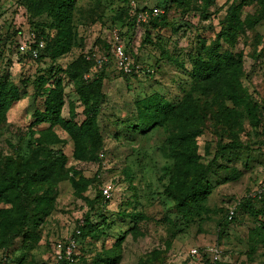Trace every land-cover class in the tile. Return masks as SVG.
Wrapping results in <instances>:
<instances>
[{
    "label": "rangeland",
    "instance_id": "1",
    "mask_svg": "<svg viewBox=\"0 0 264 264\" xmlns=\"http://www.w3.org/2000/svg\"><path fill=\"white\" fill-rule=\"evenodd\" d=\"M136 1L147 8L148 22H131L136 10L125 0H75L71 47L56 52L58 23L50 14H40L31 0H0V77L21 97L0 124V191L10 185L4 175L18 179L17 172L34 171L63 152L50 178L32 185L20 180L24 199L10 194L6 201L0 192V262L50 264L89 219L96 228L81 241L84 264H264V152L258 148L264 141V21L242 27L233 46L221 36L232 6L246 22L259 16L263 0ZM38 40L47 47L41 62L19 52ZM117 40L133 64L128 77L113 55ZM211 49L239 62L235 82L225 73L209 81L193 76L196 61L207 60ZM78 63L87 67L85 84L103 77L95 147H80L73 136L85 120L71 78ZM39 77L46 86L35 83ZM57 83L60 121L40 122L48 97L42 94ZM232 84H238L236 101ZM154 102L173 113L136 132ZM180 134L189 136L204 167L228 143L245 147L218 160L209 194L190 210L166 191L193 177ZM105 187L112 189L109 200ZM19 212L29 214L28 223L18 220Z\"/></svg>",
    "mask_w": 264,
    "mask_h": 264
},
{
    "label": "trees",
    "instance_id": "2",
    "mask_svg": "<svg viewBox=\"0 0 264 264\" xmlns=\"http://www.w3.org/2000/svg\"><path fill=\"white\" fill-rule=\"evenodd\" d=\"M126 2L135 3L136 6V13H145L148 12L146 7L141 8L139 3L136 0H125ZM31 3L40 14L47 12L50 14L55 21L58 23V34L56 37V52L68 51L71 47L70 40H71V18L73 13V7L75 0H31ZM261 10L258 17L251 18L246 22H242L240 18H238V10L239 7L235 5L231 8V14L228 20L226 21V27L221 34L223 39L226 43L230 46H233L236 42V38L238 36V32L241 30L242 27H254L258 25L260 22L264 21V0L260 1ZM128 9V8H127ZM129 10V9H128ZM131 22H136V18L132 19ZM45 36V32L42 34ZM42 40H38L41 42ZM44 42V41H42ZM45 44V42H44ZM46 44L45 49L41 52L40 57L35 60L36 62H41L46 53ZM32 60L30 55H26ZM208 59L203 60L199 59L195 63V72H193V76H196L198 80L209 81L212 78H220L222 75L229 74L232 77V82H235V73L234 70H238L240 68L239 62H236L231 56L227 53L220 54L216 50H209ZM75 66V65H74ZM73 69H76L73 72ZM71 78L75 81L76 89L81 97V100L84 104V117L85 120L80 127H74V139L76 140L77 144L81 147L86 146L88 144L93 145L95 147L101 139L100 129L98 125V118L100 113L103 109V103L106 99L105 95L103 94V77H101L98 81L92 84H85L81 79L87 74L88 70L84 63H78L76 68L73 67L71 70ZM196 74V75H195ZM128 77V76H124ZM35 83L42 84V86H46L47 80L44 77H39ZM238 84H232L230 87L231 92L234 94L233 100H237V92L236 87ZM59 83L56 84V88L52 90H46L42 96H48L46 100V112L43 115H38V119L40 122L47 120L52 123L59 122V116L61 113V109L63 107V99H62V91L59 89ZM20 90L16 87L10 79L3 75L0 77V124L6 118L7 113L13 107V105L20 100ZM168 105L162 103H152L149 104L146 108V112L144 117L141 119L140 123L138 122L134 128L136 132L140 131L141 133L148 132L151 128L158 126V124H163L165 120L169 118L171 110L168 111ZM177 118V117H176ZM180 123L182 122V118L178 116ZM177 118V119H178ZM160 120V121H158ZM50 123V124H52ZM53 125V124H52ZM176 140L179 142L180 146H182L186 152L187 157L185 159V166L188 169L190 166L194 165L195 167L192 168L193 177L189 182L185 184H180L177 190H173L168 188L166 191L167 193L177 201L179 208H188L189 210L192 209L194 206L199 204L200 199H203L206 195L209 194L211 188L208 184V179L210 173L212 172L214 166L217 164L218 160L225 156V153L230 150H242L245 147L239 143L231 142L227 145H224L218 149L215 153L213 161L206 167L201 164H198V160L196 157H193L196 154V146L190 142L188 135H178ZM264 141H262L258 148L262 149ZM86 149H84L85 151ZM53 158L52 162H42L40 163L34 171H32L29 167H26L22 173L17 172V177L12 178L8 175H4L5 181L7 183L10 182V185L0 192L3 194L2 199L6 201H10L9 198L10 194L15 196L16 198H25L24 188H22L20 180L22 178H27V182L32 185L33 182L38 180H44L50 178L52 173L55 171V168L58 166V163H61L60 160L63 159V152H57ZM61 157V158H60ZM33 173V174H32ZM249 203H244V206H248ZM191 212V211H190ZM18 220L21 219L22 224H26L29 221V214L26 212H19ZM235 216V215H234ZM234 219V217H233ZM232 219V220H233ZM227 225V222L226 224ZM95 226L90 223L89 219H86L85 225L78 227V230L81 232L79 237L76 236L74 233L72 238H75L79 241V250H78V258L79 263H83L82 256L80 254V247L81 241L85 236L94 233ZM23 264V263H20ZM50 264H66L64 262L56 263V261L51 262ZM84 264V263H83Z\"/></svg>",
    "mask_w": 264,
    "mask_h": 264
},
{
    "label": "built area",
    "instance_id": "3",
    "mask_svg": "<svg viewBox=\"0 0 264 264\" xmlns=\"http://www.w3.org/2000/svg\"><path fill=\"white\" fill-rule=\"evenodd\" d=\"M134 10H136V4L132 3ZM151 16L157 17L159 15L158 9H152L150 11ZM135 17L137 19L138 24L146 23L149 20V14L145 13H136ZM45 49L44 42H31L28 41L23 43L19 47V52L23 55H30L32 59L37 60L40 57L41 52ZM113 55L116 60V65L120 71H122L125 75L129 76L133 73V64L130 61L128 55L126 54L125 48L120 44L117 40L113 47ZM264 152V144L262 147ZM103 197L105 199H111L112 197V189L110 187H105L102 189ZM235 215V211H231L229 219L232 220ZM76 236L79 237L81 232L79 230L76 231ZM78 250H79V241L75 238H71L64 247H60L56 252V263L64 262L66 264H80L78 258ZM193 254H197V251H193ZM0 264H4L1 260Z\"/></svg>",
    "mask_w": 264,
    "mask_h": 264
}]
</instances>
